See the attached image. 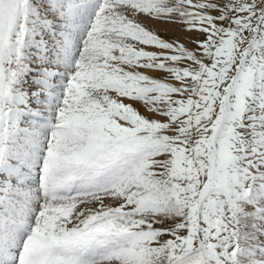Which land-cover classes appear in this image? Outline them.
I'll use <instances>...</instances> for the list:
<instances>
[{"label": "snow or ice", "instance_id": "6c2138e0", "mask_svg": "<svg viewBox=\"0 0 264 264\" xmlns=\"http://www.w3.org/2000/svg\"><path fill=\"white\" fill-rule=\"evenodd\" d=\"M0 264H264V0H0Z\"/></svg>", "mask_w": 264, "mask_h": 264}]
</instances>
